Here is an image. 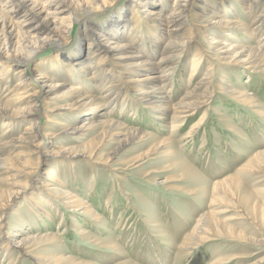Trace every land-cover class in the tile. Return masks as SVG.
I'll use <instances>...</instances> for the list:
<instances>
[{
	"label": "rangeland",
	"instance_id": "obj_1",
	"mask_svg": "<svg viewBox=\"0 0 264 264\" xmlns=\"http://www.w3.org/2000/svg\"><path fill=\"white\" fill-rule=\"evenodd\" d=\"M131 1L105 0L104 5L91 17L92 21L85 23L81 19L74 20L69 36L66 35L68 40L64 43H53L42 49L27 66L31 69L38 66L35 69L36 75L41 73L57 80L58 84L63 83L61 91L74 85L83 91L94 92L96 96L102 95L108 86L107 81L101 82L102 79L99 78V84L93 88L92 83L81 73L76 72L73 75L74 71H71V75H66L62 68L65 63L62 60L56 64L57 68L51 67L54 65L51 61H56L55 58L59 56H70L81 37L82 48L79 55L84 53L92 57L94 52L87 50L88 26L107 30L103 26L109 25L112 16ZM206 1L203 7H213L215 11V1ZM227 1L232 5L220 10L224 19L239 21L246 26L252 25L254 15L264 6L263 2L252 15H247L235 0ZM157 3L152 8L160 7L168 12L173 0H158ZM67 4H72L71 7L77 6L79 0H68ZM195 23L189 16L187 27L192 28L194 32L199 29L200 32H205L204 34L216 37L221 48L233 41L225 36L226 33H234L237 39L235 41L246 47L254 46V41L264 33V29H261L251 39L249 34L234 29L236 24L230 25L232 28H219L220 26L213 24L197 27ZM139 27L138 36L132 40L133 48L150 62L158 61L166 52L162 51V47L157 48L147 41L148 24L143 22ZM160 31L168 32L166 28ZM212 31L217 33L213 34ZM185 35H188V31ZM171 39L177 41L176 37ZM200 44L207 48L206 43ZM262 50L264 51V44ZM130 51L125 48L117 53L125 56ZM197 51L203 55L202 63L191 76L194 64L191 61L197 60ZM206 51L204 52L195 41L188 52H182L181 57L176 59L179 61L177 66L173 67L169 78L163 83V92L172 105L187 97L198 80L205 77L208 66L211 65L210 57L213 55L210 50ZM236 53H239V49H234L230 54L232 60L226 64L218 63L213 66L209 83L206 85L210 92L207 102L196 111L195 116L186 120H173L172 111L163 119H158L147 105L136 101L135 95L129 92L122 93L112 102L107 99V108H104V111L108 110L111 119L147 134L141 139L136 138L117 157V165L114 164L111 168L95 164L90 159L78 160L70 165L66 161L63 162L59 156L53 155L62 145L72 142L73 137L77 138L79 144L89 143L88 151L99 147L98 156L108 154L116 147L118 140L97 139L103 131L102 125L85 127L79 132L71 133L73 126L85 124L88 122L86 120L95 117L96 113L88 109L96 102L78 108L79 111L76 110L75 113H46L51 122H61V127H65L66 131L60 133L59 139H47L44 142L43 149L48 155L40 157L39 160L38 154L32 152L30 147L11 141L14 135L25 130L31 118L19 121L13 129L5 127L0 120V144L7 143L3 150L0 149L1 158H14L22 154L31 158L33 166H38L37 172L27 182L24 177L9 181L23 187L26 185V189L16 197L13 193L5 194L10 207L2 221L5 226L8 225L4 229V237L11 231L10 239L14 240L15 244L22 238H33L36 234L52 233L58 237L57 242L50 244L35 243L32 250L29 249L31 256L19 254L17 249L5 251L2 248L0 264H37L36 257L47 261L41 264H56L53 259L58 256L71 257L86 264H253L264 258V173H253L248 171L247 167L252 163L251 158L264 150V74L243 67L240 60L244 57L235 56ZM112 57L113 55L101 56V63L105 60L110 64L111 67L107 68L113 73L115 61L111 60ZM139 59L125 60L133 62ZM146 71L157 72L150 65H146ZM114 75L117 77V74ZM81 76L84 79H80ZM128 76L130 75L120 74L122 79L118 83L119 89L135 85L124 83ZM19 80L17 77L6 86L1 84L0 96H4ZM225 86L239 93L245 91L246 95L252 98V106L238 103L233 95L224 93L222 89ZM64 101H49L48 106L54 109L55 105ZM255 105H258V108L254 107ZM253 109H258L261 113L257 114ZM201 118L202 125L192 132L191 128ZM53 123L44 122V125ZM236 132L239 135H236ZM167 138L168 143L163 148L159 147L160 142ZM74 142L77 144L76 141H73V144ZM99 143L101 144L98 145ZM145 154L148 156L138 167L123 173L117 170L123 167V163ZM260 165L264 166V160H261ZM1 172L3 170H0ZM46 173L59 179L61 186L67 192L75 194L81 202H87L98 219L87 217L83 211H69L60 204H47L45 196L41 194L42 184L53 183L47 181ZM226 178L236 181L229 190L231 192L215 188L217 181ZM50 187H46L45 194H51ZM31 198L37 202L36 206L31 204ZM38 208H44L46 213ZM206 214L219 219L222 230L211 222V229L220 232L211 238L212 241H190L189 234L200 216ZM229 228L232 232L227 233ZM84 232H87L88 236H82L81 233ZM95 240L100 244L96 245ZM111 242L114 244L110 245ZM106 245H110L109 248H106ZM258 264H264V261Z\"/></svg>",
	"mask_w": 264,
	"mask_h": 264
},
{
	"label": "bare ground",
	"instance_id": "obj_2",
	"mask_svg": "<svg viewBox=\"0 0 264 264\" xmlns=\"http://www.w3.org/2000/svg\"><path fill=\"white\" fill-rule=\"evenodd\" d=\"M67 1L0 0V85L4 84L6 86L17 77L20 79L10 87L4 96H0V120L9 129L18 124L19 121L31 118L25 130L22 133L14 135L11 141L14 144L30 147L32 152L38 154V160L40 157L48 155L46 150L43 149L44 142L47 139L55 141L54 139H59L60 133L66 131L65 127H61V122H51L50 117L46 114L47 112L64 115L66 111H79L78 108L96 102L95 105L88 109L90 112L96 113L95 117L91 120H86L88 122H85V124L73 126L71 133L79 132L85 127L102 125L103 131L97 139L118 140L116 147L110 153L98 156L97 150L99 147L88 151L90 147L89 143L79 144V141L76 140L77 138L73 137V141H76L77 144L75 142L73 144V141L64 144L53 155L59 156L63 159V162L66 161L70 165L78 160L90 159L95 164L111 168L117 165V157L136 138L141 139L147 136V134L144 131L126 127L121 122L111 119L108 110L104 111V108H107L105 104L107 99L112 102L122 93L129 92L135 95L136 101L142 105H147L157 115L158 119H163L169 111H172L173 120L180 118L186 120L195 116L196 111L200 107L205 106L210 95L206 85L209 83L213 66L218 63L226 64L227 61L232 60L233 57H230V54H232L234 49H239V53H236L235 56L240 55V57H244L243 60H240L243 67H248L255 72L264 74V51L262 50L264 33L254 41L256 43L254 46L249 47L235 41L237 39L234 33L230 32L228 33L229 35L224 33L225 36L233 41L230 45L226 44L221 48L219 46L220 41L216 37L211 36V34H204L205 32H200L199 29L194 32L192 28L187 27L189 16L196 21L195 26L197 27L213 24L220 26L219 28H232L230 25L236 24L234 29L237 28L238 32L249 34V38L253 39L259 30L264 29V6L261 5L264 0H235L241 5L244 9L243 12L247 15H252L257 8L262 6L261 11L254 15L251 26L240 24L239 21L232 22L224 19L220 10L227 7L230 8L232 5L227 0H214L213 6L216 8L215 11L212 9L213 7H210V9L203 7V3L207 2L206 0H173L171 9L168 12H165L160 7L156 9L152 8L158 0H132L112 16L113 19L109 25L103 26L107 30H98L94 26H88L87 50L89 51L90 49L94 52L92 57L89 54L84 55V53L79 55L82 48L81 37L70 56H59L55 58L56 61H51V63L54 62V65H51V67L57 68L56 64L62 60L65 63L62 68L66 71V75H71V71H74L73 75L76 72L81 73L86 77L85 79L92 83L93 88H96L99 84V78L102 79L101 82L107 81L108 86L103 94L96 96L94 92L83 91L82 88L74 85L65 91H61L60 87L63 86V83L58 84L56 83L57 80L41 73L40 75H36L35 69L38 66L35 65L36 67L31 69L27 65L42 49L48 48L53 43L59 41H63L64 43L68 40L74 20L81 19L85 23L92 21L91 17L95 15L96 10L105 3V0H79L77 6L71 7L72 4H67ZM98 3L101 4L99 5ZM130 13L131 17H129ZM143 22L149 25V28H147V41L153 43L157 48L162 47V51L166 52L156 62H150L147 57L137 49H134L132 45V40L138 36L139 26ZM165 28L168 30L167 33L160 31ZM109 30L110 32H108ZM187 31L188 35H185ZM215 32L212 31L211 33L214 34ZM67 34L68 36H66ZM171 37H176L177 41L172 40ZM195 41H197V44L204 52H207L206 50L212 52L213 55L210 57L211 65L208 66L209 68L205 77L198 80L193 91L179 103L172 105V102L168 100L163 92V83L169 78L173 67L177 66L179 61H176V59L181 57L182 52H188ZM200 42L206 43L207 48H203ZM57 46L59 47L60 45ZM125 48L131 50L128 55L122 56L117 53V51ZM199 52L197 51L196 54H199L197 60L191 61L194 63L192 65L191 76L199 64L202 63L203 55ZM103 55H113L111 59L115 61L113 73L111 69L107 68L108 66L111 67L110 64H107L105 60L101 63V56ZM127 58L140 59L128 62L125 60ZM122 59L124 61H120ZM146 65H150L157 72L148 73ZM114 74H117V77ZM120 74H129L130 76L126 77L124 83H133L135 85H130L127 89L124 87L119 89L118 83L122 79ZM80 79H84V77L82 78L81 76ZM121 89L124 90L121 91ZM222 90L224 93L233 95L238 103L252 106V98L247 96L245 91L239 93L226 86ZM148 98L152 100L148 101ZM58 100L65 101L55 105L54 109L49 108L51 107L48 106L49 101ZM254 107L258 108V105ZM253 111L257 114L261 113L258 109H253ZM44 122L53 123V125H44ZM202 122V118L201 120L199 119L191 128V131L194 132L199 125H202ZM236 135H239V133L236 132ZM168 140V138L163 139L159 147L163 148L168 143ZM6 144L1 143L0 149L3 150ZM147 156L148 154H145L127 161L123 163V167L117 170L123 173L124 171L136 168L143 163ZM261 160H264V150L259 151L251 158L252 163L247 166L248 171L264 173V166L260 165ZM33 165L31 158L22 154H18L14 158L8 157L2 159L0 151V170H3L0 173L2 175L0 177V250L3 248L5 251H9L13 248L17 249L16 251L19 254L31 256L29 249L33 248L35 243L47 242V244H50L58 240L57 235L52 233L36 234L33 238H22L16 244L14 240L10 239L11 231L8 232L7 237H4V229L8 225L5 226L6 224L2 221L7 216L10 207L5 194L13 193L16 197L17 195H21L26 189V185H24L25 187L21 185V187L16 185V182L9 183V181L12 179L20 180L24 177L26 179L25 182H27L37 172L38 166ZM46 174L48 175L47 181L53 183L49 185L43 182L42 184L43 189L41 190L43 192L41 194L45 196L44 200L47 204L51 206L60 204L69 211H83L87 217L95 220L98 219V216L87 202H81V200L76 198L75 194L67 192L55 176H50V173ZM234 182L236 181L233 178H226L222 181H217L215 188L231 192L229 190L235 185ZM48 186H51L49 188L51 194L48 192L45 194L44 192ZM20 187L21 189H19ZM30 202L35 206L37 204L33 198L30 199ZM38 210L46 213L44 208H38ZM211 222L217 224L219 230H222L220 228L223 227L219 223V219H214L208 214L202 215L189 234V240H194L197 243L212 241L211 238L220 232L216 229L215 231L211 229ZM81 231L83 230L81 229ZM230 232H232V229L229 228L227 233ZM81 235L88 236V233L84 232ZM94 242L96 245L100 244L98 240ZM111 244H114V242H111ZM110 245H106V248H109ZM35 260L37 264L47 263L43 258L36 257ZM263 261L264 258L259 259L253 264ZM53 262L56 264H86L77 262L75 259L67 256L54 257Z\"/></svg>",
	"mask_w": 264,
	"mask_h": 264
}]
</instances>
